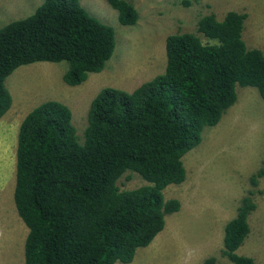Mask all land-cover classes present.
<instances>
[{"label": "trees", "instance_id": "trees-1", "mask_svg": "<svg viewBox=\"0 0 264 264\" xmlns=\"http://www.w3.org/2000/svg\"><path fill=\"white\" fill-rule=\"evenodd\" d=\"M106 2L120 24L138 21L129 0ZM246 18L238 11L222 20L202 15L196 30L211 42L188 31L167 35L164 71L131 91L102 87L89 105L82 140L62 101L45 100L25 115L14 149L13 192L28 228L24 264L127 263L137 248L151 243L167 214L181 206L163 189L184 181L182 156L235 102L236 86L255 87L264 100V53L247 47ZM113 48V28L80 0H43L30 15L0 28V119L12 105L5 79L17 67L65 60L62 79L75 86L101 71ZM126 171L146 183L121 189L117 180ZM263 175V168L251 175V185ZM254 208L251 196L243 197L224 225L220 256L227 263L211 255L202 264H256L236 253Z\"/></svg>", "mask_w": 264, "mask_h": 264}, {"label": "rangeland", "instance_id": "rangeland-1", "mask_svg": "<svg viewBox=\"0 0 264 264\" xmlns=\"http://www.w3.org/2000/svg\"><path fill=\"white\" fill-rule=\"evenodd\" d=\"M43 0H0V28L34 12ZM139 12L134 25H122L106 0H80L86 10L114 30V48L101 71L92 72L81 84L70 86L62 76L68 62L36 61L17 67L5 79L12 105L0 119V264H24L28 228L18 216L13 198L15 151L19 125L25 115L45 100H59L72 111V123L82 140L87 111L93 97L109 85L131 91L162 73L166 65L165 38L193 32L197 20L214 13L246 12L243 38L249 48L264 53V0H129ZM235 102L219 122L206 127L199 145L182 156L183 182L163 189L167 199L180 201L177 212L167 214L163 229L145 247L136 249L132 261L114 264H202L220 256L223 228L232 219L243 197L250 195L255 208L247 216L250 231L237 254L264 264V175L258 185L249 177L264 169V100L252 86H236ZM84 123V125H83ZM133 171L117 180L121 189L145 184ZM260 189V192L257 190ZM250 190L254 192L249 193Z\"/></svg>", "mask_w": 264, "mask_h": 264}]
</instances>
